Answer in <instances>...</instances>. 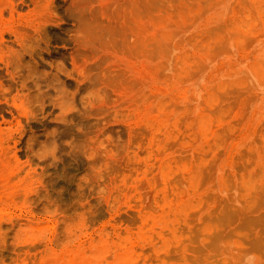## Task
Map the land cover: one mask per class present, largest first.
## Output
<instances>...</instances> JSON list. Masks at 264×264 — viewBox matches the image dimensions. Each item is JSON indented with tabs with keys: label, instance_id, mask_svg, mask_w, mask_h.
I'll return each mask as SVG.
<instances>
[{
	"label": "rangeland",
	"instance_id": "obj_1",
	"mask_svg": "<svg viewBox=\"0 0 264 264\" xmlns=\"http://www.w3.org/2000/svg\"><path fill=\"white\" fill-rule=\"evenodd\" d=\"M0 264H264V0H0Z\"/></svg>",
	"mask_w": 264,
	"mask_h": 264
}]
</instances>
